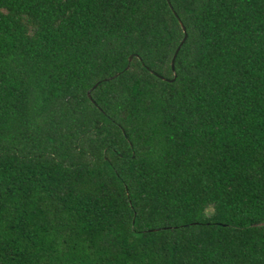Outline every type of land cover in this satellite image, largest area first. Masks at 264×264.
<instances>
[{
    "label": "trees",
    "instance_id": "trees-1",
    "mask_svg": "<svg viewBox=\"0 0 264 264\" xmlns=\"http://www.w3.org/2000/svg\"><path fill=\"white\" fill-rule=\"evenodd\" d=\"M169 4L0 0V264H264V0Z\"/></svg>",
    "mask_w": 264,
    "mask_h": 264
},
{
    "label": "water",
    "instance_id": "water-1",
    "mask_svg": "<svg viewBox=\"0 0 264 264\" xmlns=\"http://www.w3.org/2000/svg\"><path fill=\"white\" fill-rule=\"evenodd\" d=\"M167 4H168L169 8L172 9L171 6H170V4H169V0H167ZM174 15H175V14H174ZM175 16H176V15H175ZM178 21H179V20H178ZM179 23H180V26H181V28H182V31H183L184 36H183V39H182L181 43H180L179 46L177 47V49H176V51H175V53H174V55H173V57H172V60H171V70H172V72H173V79H171V80H166V79L161 78L162 80L167 81V82H170V83L173 82V81L175 80V78H176V75H175V72H174V60H175V58H176V56H177V53H178V51H179L180 46L185 42L186 37H187L183 25L181 24L180 21H179ZM132 58H133V56H130V57L128 58V65H127V67H126L125 70L128 69L129 64H130ZM113 78H114V77H113ZM96 86H97V85H94L92 89H95ZM87 96L90 98V91L87 92Z\"/></svg>",
    "mask_w": 264,
    "mask_h": 264
}]
</instances>
